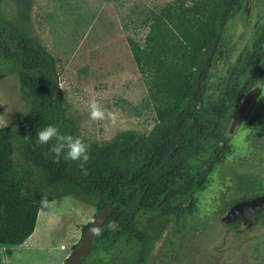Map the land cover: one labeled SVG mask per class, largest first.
<instances>
[{"label": "rangeland", "instance_id": "rangeland-1", "mask_svg": "<svg viewBox=\"0 0 264 264\" xmlns=\"http://www.w3.org/2000/svg\"><path fill=\"white\" fill-rule=\"evenodd\" d=\"M169 1L2 0L0 17L7 29L23 31L57 75L72 124L69 135L100 145L126 131L148 135L157 122L127 38L142 40V10ZM219 40L199 80L202 109L218 103L225 87L246 93L249 69L264 65V0H239ZM256 87L260 96L241 126L234 130L228 122L220 162L209 168L206 155L191 154L179 165L185 190L189 177H203L187 211L174 216L154 207L137 213L136 228L157 238L152 254L143 259L131 243L121 242L98 252L99 257L109 264H264L263 225L238 230L221 223L234 202L264 195V76ZM91 101L101 105L104 119H91ZM32 109L31 94L18 73L0 76V128L18 123ZM95 215V207L72 196L42 204L33 234L17 247H0V264H62ZM93 260L94 255L85 264Z\"/></svg>", "mask_w": 264, "mask_h": 264}, {"label": "trees", "instance_id": "trees-1", "mask_svg": "<svg viewBox=\"0 0 264 264\" xmlns=\"http://www.w3.org/2000/svg\"><path fill=\"white\" fill-rule=\"evenodd\" d=\"M238 1L171 0L142 10L139 23L144 37L140 41L128 37L127 43L157 122L141 137L126 131L100 145L81 139L90 145L83 167L80 161L65 159L66 150L59 155L51 152L54 140L37 143L38 129L53 124L61 134L69 135L72 124L65 116L60 92L54 101V71L43 63L41 51L31 46L23 31L7 29L0 17V76L18 73L33 103L18 123L0 129V247H17L33 234L42 200L72 196L95 207V217L107 206L113 207L81 264L93 255L90 264H109L98 252L121 242L131 243L134 254L143 259L152 254L157 238L136 228L137 213L154 207L174 216L187 211L192 190L202 184L203 177H189L185 190L181 177L185 174L179 165L191 154L206 155L210 168L227 149L226 126L243 94L225 87L220 102L202 109L203 88L195 82L198 62L202 81L205 59L207 55L213 58L220 42L219 23L224 26ZM16 63L21 70L33 72L19 73ZM39 68L45 69L38 72ZM247 76L252 85L261 73ZM252 223L264 226L263 214ZM89 225L83 227L82 236ZM228 227L244 228L239 222Z\"/></svg>", "mask_w": 264, "mask_h": 264}, {"label": "water", "instance_id": "water-1", "mask_svg": "<svg viewBox=\"0 0 264 264\" xmlns=\"http://www.w3.org/2000/svg\"><path fill=\"white\" fill-rule=\"evenodd\" d=\"M223 13V7L221 6V16ZM222 29V23H219V31L217 34V38L219 37ZM206 52V51H205ZM17 70L19 73L31 74L33 71H23L21 70L18 63H16ZM198 76L196 78L195 85L198 84L200 79V71H201V62H198ZM42 69L39 68V72ZM55 78V90H54V101L57 100L58 94L60 92V87L58 83V78L55 73H53ZM259 90L257 88L252 89L242 100L237 111L232 116V124L231 127L234 130H237L242 122L247 117L250 106L253 105L256 99L259 96ZM43 154H48L50 157H53L52 154H49L45 151ZM113 213V207L111 205L107 206L104 210H102L90 223L87 231L82 236L79 246L74 248L72 252L67 256L62 264H81L83 258L87 257L90 253L91 246L95 235L101 230L103 225L106 223L107 219ZM263 214L264 221V195H260L257 197H253L248 200H242L234 205H232L225 213V215L221 218V223L223 225H230L234 222L241 223L244 227L248 226L252 223L254 217Z\"/></svg>", "mask_w": 264, "mask_h": 264}, {"label": "clouds", "instance_id": "clouds-1", "mask_svg": "<svg viewBox=\"0 0 264 264\" xmlns=\"http://www.w3.org/2000/svg\"><path fill=\"white\" fill-rule=\"evenodd\" d=\"M90 109L91 119L97 120L105 118V112L98 102L91 101ZM108 117L113 123H115L116 116L114 113L109 112ZM36 140L39 145H45L54 140L55 144L51 148V152L59 155L66 150L65 159L73 162L80 161L81 167H83V164L87 163L89 160L90 145L78 137L61 134L60 129L53 124H48L44 128L38 129L36 133ZM41 203L47 204V201L42 200Z\"/></svg>", "mask_w": 264, "mask_h": 264}, {"label": "flooded vegetation", "instance_id": "flooded-vegetation-1", "mask_svg": "<svg viewBox=\"0 0 264 264\" xmlns=\"http://www.w3.org/2000/svg\"><path fill=\"white\" fill-rule=\"evenodd\" d=\"M219 38H220V35H219ZM206 52H207V50H206ZM211 56H209V55H207V57H206V59H205V63L207 62V60H208V58H210ZM41 69H45V68H41ZM260 72L261 73V76H260V78H259V80L258 81H256V82H254L252 85H250V80H249V78H248V76H247V82H246V84H248V90L246 91V93H242L243 94V97H242V99L240 100V102L237 104V107L232 111V113H231V116H230V119H229V121L231 120V124H232V116H233V114L237 111V109H238V107H239V105H240V103L242 102V100H243V98L252 90V89H255V88H257L256 87V85L258 84V82H260L261 81V79L263 78V76H264V65L263 64H261L260 66H256L253 70H251V69H249V71H248V74L250 73V72ZM38 72H39V69H38ZM200 80V79H199ZM199 83V82H198ZM258 89V88H257ZM259 90V89H258ZM259 92H260V90H259ZM259 96H260V93H259ZM258 96V97H259ZM258 99V98H257ZM257 99H256V101H257ZM221 101V100H220ZM219 101V102H220ZM255 101V102H256ZM255 104V103H254ZM252 106V105H251ZM251 106H250V109H251ZM249 114V113H248ZM230 124V125H231ZM228 125V124H227ZM241 126V125H240ZM227 127V126H226ZM232 128V127H231Z\"/></svg>", "mask_w": 264, "mask_h": 264}, {"label": "crops", "instance_id": "crops-1", "mask_svg": "<svg viewBox=\"0 0 264 264\" xmlns=\"http://www.w3.org/2000/svg\"><path fill=\"white\" fill-rule=\"evenodd\" d=\"M3 127H5V126H3ZM3 127H1V128H3ZM1 128H0V129H1Z\"/></svg>", "mask_w": 264, "mask_h": 264}, {"label": "bare ground", "instance_id": "bare-ground-1", "mask_svg": "<svg viewBox=\"0 0 264 264\" xmlns=\"http://www.w3.org/2000/svg\"><path fill=\"white\" fill-rule=\"evenodd\" d=\"M24 243H25V242H24ZM24 243H23V244H24Z\"/></svg>", "mask_w": 264, "mask_h": 264}]
</instances>
